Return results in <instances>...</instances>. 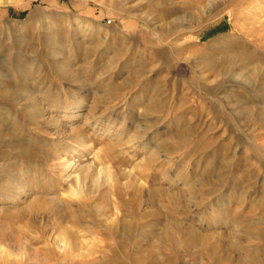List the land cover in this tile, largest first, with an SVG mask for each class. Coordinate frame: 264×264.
I'll use <instances>...</instances> for the list:
<instances>
[{
	"label": "rangeland",
	"instance_id": "obj_1",
	"mask_svg": "<svg viewBox=\"0 0 264 264\" xmlns=\"http://www.w3.org/2000/svg\"><path fill=\"white\" fill-rule=\"evenodd\" d=\"M0 225L20 264H264V0H0Z\"/></svg>",
	"mask_w": 264,
	"mask_h": 264
},
{
	"label": "bare ground",
	"instance_id": "obj_2",
	"mask_svg": "<svg viewBox=\"0 0 264 264\" xmlns=\"http://www.w3.org/2000/svg\"><path fill=\"white\" fill-rule=\"evenodd\" d=\"M96 192H99V187L98 188H95L94 189ZM112 190V192H115V190H116V187H114V188H112L111 189ZM108 193H110V191H106L104 194H108ZM107 199V198H106ZM106 201V200H105ZM104 201V202H105ZM107 204V203H106ZM104 207V209H106L107 207H105V206H103ZM108 210H109V208H107V212H108ZM108 217H109V215H108ZM18 230H19V234H17V235H13V233H5V231L3 232V230H2V225H0V264H20L19 263V261H17V256H18V258H19V256L20 255H13V257L14 256H16L15 257V261L16 262H13L12 261V258H10V254H11V252H9L10 250V248H14V249H16L17 251H20L22 254H29V252H31V248H29L28 246H27V243H26V241L24 240V241H22V239L24 238H27V236H25L23 233H21L20 232V230L21 231H27V230H25V229H23L22 227H19L18 228ZM23 237V238H22ZM45 239H46V243H45V245L44 246H41V247H38V248H36L35 249V252L36 253H38L40 250H42V252L44 253V255H45V257L46 258H48L49 259V257H51V255L52 254H54V252H55V250L58 248H63L64 246H63V241L64 240H58V239H53V240H51L50 238H48V237H45ZM28 240V239H27ZM7 241H14L13 243L15 244V245H11V244H7L6 242ZM22 241V242H21ZM44 242V241H43ZM10 243V242H9ZM65 244V243H64ZM65 248L66 247H64V250H65ZM63 250V251H64ZM41 252V251H40ZM32 255V254H31ZM23 257H24V255H22ZM29 258V257H28ZM27 259V258H26ZM19 260H20V258H19ZM29 261V260H28ZM73 262V261H72ZM32 263V262H31ZM23 264V263H22ZM25 264H30V262L29 263H25ZM35 264H44V263H42V262H39V261H36L35 262Z\"/></svg>",
	"mask_w": 264,
	"mask_h": 264
}]
</instances>
